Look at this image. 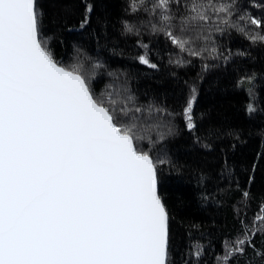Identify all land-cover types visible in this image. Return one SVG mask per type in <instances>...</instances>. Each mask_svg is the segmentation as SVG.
I'll return each mask as SVG.
<instances>
[{
	"label": "snow or ice",
	"instance_id": "obj_1",
	"mask_svg": "<svg viewBox=\"0 0 264 264\" xmlns=\"http://www.w3.org/2000/svg\"><path fill=\"white\" fill-rule=\"evenodd\" d=\"M81 3L83 29L94 4ZM121 24L138 38L135 59L149 69L160 64L145 36L164 37L177 50L168 60L177 67L191 63L184 53L223 63L233 55L251 59V52L225 54L218 38L235 31L264 43V0H126ZM55 40L42 0H0V264H232L234 258L239 264L246 248L264 256L253 242L264 236V203L252 224L241 220V232L224 237L212 257L215 244L201 223H177L159 189L166 175L183 178L184 169L158 147L176 135L177 112L155 90L134 89L115 73L98 90L102 81L94 83L83 63L58 57ZM215 66L203 65L205 71ZM256 79L253 72L239 81L253 85L252 100ZM196 99L192 86L180 113L194 144L211 150L202 136L240 139L213 125L196 135L204 120L194 113ZM257 111L255 103L246 106L250 118ZM223 165L228 168L226 158ZM222 178L223 168L216 175L198 170L193 179L202 203Z\"/></svg>",
	"mask_w": 264,
	"mask_h": 264
},
{
	"label": "trees",
	"instance_id": "obj_2",
	"mask_svg": "<svg viewBox=\"0 0 264 264\" xmlns=\"http://www.w3.org/2000/svg\"><path fill=\"white\" fill-rule=\"evenodd\" d=\"M87 2L94 4V11L90 23L81 29L80 24L84 19L81 0H42L46 29L56 36L51 46L66 63H83L85 70L95 77L94 83L102 81L97 85L98 90L112 81L109 73H115L122 80L126 78L134 89L155 90L161 97L160 103L177 112L172 121L176 135L158 147L169 150L170 154L178 158L184 176L166 175L159 191L178 224L194 220L203 225V231L209 234L207 239L215 244V250L209 256L220 253L221 240L240 233L241 220L251 225L264 203V113L259 111L264 109V43L253 44L243 35L230 31L218 38L221 50L225 54L228 51L251 52V59L233 55L227 63H223L184 53L180 54L182 58L191 63L177 67L168 63L169 54L173 53L172 58L175 59L177 50L164 37L145 36V42L151 41L155 45L154 51L158 53L152 59L160 67L153 70L135 59L142 51L136 47L138 38L123 32L121 20L126 0ZM252 11L258 14V10ZM98 17L104 19L106 25L98 23ZM61 39L63 44L58 42ZM77 49L80 51L77 52ZM97 63L103 67H94ZM204 64L218 66L205 71ZM253 72L257 73L254 82L255 100L250 99L248 92L253 85L246 80L243 84L239 83L241 77ZM192 86H195L197 93L194 113L197 117L204 115L196 135L203 133L206 126L213 125L220 129L235 130L240 136L239 140L235 136L219 139L202 136L204 143H212L211 150L194 144V134L185 129L180 115ZM249 103L258 106V111L251 118L246 113ZM225 158L228 168L223 165ZM254 163L256 169L253 173ZM222 168L225 178L213 181L212 195L206 203H202L199 199L200 189L195 186L193 177L198 170H210L216 175ZM228 169H231L230 173ZM250 175H254L251 184L247 182ZM245 190L250 192L247 199L243 197ZM184 230L179 229L181 234ZM253 242L258 250L264 251V236L257 235ZM236 259H233L232 264H236ZM248 261L251 264H264V256H257L252 248H246L245 255L239 258V264Z\"/></svg>",
	"mask_w": 264,
	"mask_h": 264
}]
</instances>
